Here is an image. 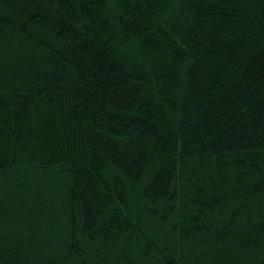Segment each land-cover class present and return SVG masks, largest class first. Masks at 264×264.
Returning <instances> with one entry per match:
<instances>
[{"label":"trees","instance_id":"1","mask_svg":"<svg viewBox=\"0 0 264 264\" xmlns=\"http://www.w3.org/2000/svg\"><path fill=\"white\" fill-rule=\"evenodd\" d=\"M0 264H264V0H0Z\"/></svg>","mask_w":264,"mask_h":264}]
</instances>
